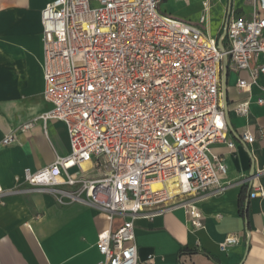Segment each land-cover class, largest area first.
<instances>
[{"label": "built area", "instance_id": "built-area-1", "mask_svg": "<svg viewBox=\"0 0 264 264\" xmlns=\"http://www.w3.org/2000/svg\"><path fill=\"white\" fill-rule=\"evenodd\" d=\"M252 1L249 19L227 14L220 39L206 28L207 0L196 22L161 12V0H51L41 10L43 97L51 107L20 131L60 122L70 152L24 169L22 182L61 206L95 209L110 226L120 221L97 235L99 264H138L134 219L182 209L200 229L197 205L225 191L226 165L211 154L213 145H235L221 100L223 62L248 72L249 82L237 81L247 92L264 75V0ZM233 112L247 117L248 102ZM236 139L251 145L255 136L243 131ZM13 141L11 132L2 144ZM261 174L264 167L240 181L251 198L264 195L254 183ZM4 192L0 187V203ZM237 242L228 235L219 247Z\"/></svg>", "mask_w": 264, "mask_h": 264}, {"label": "crops", "instance_id": "crops-1", "mask_svg": "<svg viewBox=\"0 0 264 264\" xmlns=\"http://www.w3.org/2000/svg\"><path fill=\"white\" fill-rule=\"evenodd\" d=\"M50 1L0 0V187L5 191L0 203V264H99L97 235L120 223L115 219L110 226L104 214L79 203L61 206L51 193L29 191L22 182L24 169L43 168L70 152L60 122H49L45 130L37 122L31 131H20L22 124L51 107L43 97L40 23L41 10ZM203 1L164 0L160 11L196 22ZM207 1L206 28L218 39L223 36L227 14L249 19L254 9L252 0ZM239 78L250 81L247 71L234 72L227 63L221 100L235 145L232 149L221 144L211 147L212 156L223 159L227 168L220 176L225 191L197 205L202 215L200 229L192 227L182 209L134 219L138 264L148 260L150 264H264V195L251 198L252 190L240 182L264 167V138L259 134L264 131V104H257L264 98V75L249 92L237 87ZM244 101L249 104L248 116L234 114L233 106ZM243 131L255 136L253 144L237 141L236 135ZM11 132L14 141L3 145ZM254 183L264 190V174ZM228 235L238 236V242L222 250L219 245ZM183 248L194 252L179 257Z\"/></svg>", "mask_w": 264, "mask_h": 264}, {"label": "water", "instance_id": "water-1", "mask_svg": "<svg viewBox=\"0 0 264 264\" xmlns=\"http://www.w3.org/2000/svg\"><path fill=\"white\" fill-rule=\"evenodd\" d=\"M225 34V30L223 29V35ZM218 46L220 48H223L222 44L220 41H218ZM226 78H227V62L226 59L224 60V65H223V69H222V76H221V93L223 95V97H225V85H226ZM225 108H226V104H225Z\"/></svg>", "mask_w": 264, "mask_h": 264}, {"label": "trees", "instance_id": "trees-1", "mask_svg": "<svg viewBox=\"0 0 264 264\" xmlns=\"http://www.w3.org/2000/svg\"><path fill=\"white\" fill-rule=\"evenodd\" d=\"M194 251H188L187 248H183L180 252H179V257L182 255V254H185V253H189V254H192Z\"/></svg>", "mask_w": 264, "mask_h": 264}, {"label": "rangeland", "instance_id": "rangeland-1", "mask_svg": "<svg viewBox=\"0 0 264 264\" xmlns=\"http://www.w3.org/2000/svg\"><path fill=\"white\" fill-rule=\"evenodd\" d=\"M225 1V3H226V0H224ZM164 2V0H161V2H160V5H159V9L162 7V3Z\"/></svg>", "mask_w": 264, "mask_h": 264}, {"label": "bare ground", "instance_id": "bare-ground-1", "mask_svg": "<svg viewBox=\"0 0 264 264\" xmlns=\"http://www.w3.org/2000/svg\"><path fill=\"white\" fill-rule=\"evenodd\" d=\"M84 167H87V165H85Z\"/></svg>", "mask_w": 264, "mask_h": 264}]
</instances>
